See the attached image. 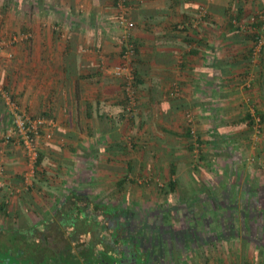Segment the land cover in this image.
Here are the masks:
<instances>
[{
  "label": "crops",
  "instance_id": "0c3cea01",
  "mask_svg": "<svg viewBox=\"0 0 264 264\" xmlns=\"http://www.w3.org/2000/svg\"><path fill=\"white\" fill-rule=\"evenodd\" d=\"M117 3L0 0V84L20 111L54 124L37 178L25 189L26 156L22 147L4 142L12 118L0 98V220L7 221L0 224V255L9 256L0 264H104L103 254L112 264H155L147 253L154 248L125 235L133 214L121 203L155 200L136 189L143 172H161L166 186H177L178 170L200 168L189 167L194 147L187 114L202 145L222 142L229 161L238 140L253 139L260 119L259 146L246 155L261 166L254 173L264 170V48L254 54L261 24L251 22L264 0H126L135 23L130 31L117 22ZM126 43L136 48L127 71L138 101L131 116L124 78L115 74ZM90 166L97 173L93 180L65 177ZM157 181L148 178L144 189ZM14 191L16 200L9 196ZM97 204L123 209L113 231L103 233L102 223L97 229L89 221L98 217ZM121 238L132 239L138 257L123 258ZM175 262L167 264L185 263Z\"/></svg>",
  "mask_w": 264,
  "mask_h": 264
},
{
  "label": "rangeland",
  "instance_id": "374dc122",
  "mask_svg": "<svg viewBox=\"0 0 264 264\" xmlns=\"http://www.w3.org/2000/svg\"><path fill=\"white\" fill-rule=\"evenodd\" d=\"M3 51L4 49L2 50V53ZM2 60H0V64ZM0 86L2 87L1 84ZM0 98L3 100L1 96ZM194 127L196 129L195 124ZM258 131L260 132V129L257 128V125H254V129L252 130L253 139H243V141L242 139L238 140L237 145H234L238 153L233 154L232 158L234 160L231 159L230 161L226 159L227 157L232 156H229L230 149H227V152H225L226 150L223 147L224 145L222 142H220V145H214V147L210 144L209 147L203 146L202 142L205 141H200L197 132L199 140V147L197 148L196 145L198 144L190 134V139L192 140L191 143L194 148L191 149L192 153L188 155V158L193 160V163H191L189 167L193 164H197L200 168H196L194 170L195 172H193L191 169V171L185 170V166H182L185 169H183V172L178 170L180 175L182 174V177L178 180L179 184L175 187L174 192L171 189L172 185L166 186L165 183L168 181V178L165 174H160L161 172L156 174L152 170H148L146 173L143 172L142 175L137 177L139 179L137 180L136 189L140 192H145L146 190L150 191L151 196H154L153 199L155 200L149 202L147 201L148 199H145V201L133 202L131 204L128 202L125 204L121 203L123 209L130 210L132 212L131 214H133L129 215V229H127L125 235L127 237L131 236L135 239L138 238V236L142 237L143 235L147 238V235L143 233V231L145 232L144 225L146 226V223L156 227H163L167 224H174L177 227L182 220L186 221L185 214L190 212H196L198 214L206 213V226L209 222H214L212 227L208 225L210 228L205 229L203 235L200 236V239H198L200 242L205 238L211 240V238H216L217 235L221 236L225 234L224 232H226V230L224 225L228 223L230 225L233 224L234 228H241L243 224L240 221L241 217L243 214L246 215L248 212L250 213L248 209L245 210V207L249 206L252 198L256 199L257 196H264V170L260 175L254 173L255 168L259 172L261 166L257 165V163L256 167L255 165L252 166L251 164H253V162L249 160L252 155H246V152L252 147H255L257 150L260 143ZM51 141L52 140L42 143L40 154L42 149ZM253 143L256 145H253ZM23 156L22 152V159H24ZM77 156L83 159V156ZM153 163L154 158L152 159L151 164ZM86 164H89V162ZM26 171L27 164L25 166L23 178H25ZM37 174L38 171H36L35 178H33L32 182L37 178ZM95 174H97L96 171L90 166L86 170L83 169L81 174L72 170L71 173L65 177L71 183L79 179L87 182L93 180ZM78 175H80L79 177L81 178H78ZM152 177L158 179V181L155 182V184H152V186L144 189L143 185L148 182V178L152 179ZM30 186L27 187L25 185V189H29ZM86 189L90 190V192L92 191V188L88 187ZM244 191H247L250 196H248L247 193L245 194ZM18 195L19 194L15 191L13 196L9 194V196H11L10 198L18 197ZM14 200H16V198ZM201 200L203 203L199 204V201ZM153 212H155V218H151ZM254 213H256L254 217L251 216L249 220L247 219L245 234L242 235L243 237L233 241L214 242L202 248L198 247L196 250L193 248L190 252H180L179 250L174 249V260L171 262L176 261L175 263H178L180 258V263L185 262L184 264H194L196 260L200 264H264V252L260 249L262 245L264 246V213L261 211L258 214L257 210ZM6 222V219L0 220L1 226H5ZM212 228H217V233L212 230ZM244 236L247 238H244ZM248 239L254 241L255 244H249L246 242ZM226 243L230 244L226 245ZM240 244H243L246 248L240 247ZM201 249H205L204 253H199V250ZM9 254H11V251H9ZM1 255L4 256L3 254Z\"/></svg>",
  "mask_w": 264,
  "mask_h": 264
},
{
  "label": "trees",
  "instance_id": "16d2710c",
  "mask_svg": "<svg viewBox=\"0 0 264 264\" xmlns=\"http://www.w3.org/2000/svg\"><path fill=\"white\" fill-rule=\"evenodd\" d=\"M256 24V23H254ZM262 121L264 122V117L262 118ZM42 158L41 155H39V160H38V164L37 167H39V165L41 164ZM175 185L171 186L172 191H175ZM244 193L246 194L247 191H244ZM248 194V193H247ZM248 196H250L248 194ZM262 197V198H261ZM261 197L259 196V198L256 197L252 198V201L250 202L249 206L245 207V210L248 209L250 211V213L248 212V214L244 215L241 217L240 221L243 223L241 228H234L233 224L230 225L229 223L224 225L226 232H224L225 234L218 236L216 238H211V240H208L209 238H205L204 240L202 239V242H200V236L203 235V233L205 232V229H208L210 227H212V224L214 222H209L207 224L210 225V227L206 226V213H202V214H198L196 212H190V213H186L185 214V220H182L180 225L176 227V225H171V224H167L163 227H156L154 225H149L148 223H146L147 225H144V230H145V235L146 236H142L139 239H133V241H135L139 246H144V247H148L150 246V248H154V250H149L147 251L148 253V257H150L151 260V256H152V260H154L155 264H164V262H166V264L168 262H171L173 260V252L174 249L179 250L180 252H190L193 250V248H195V250L200 247H205L207 245H210L211 243L214 242H221V241H233V240H237L240 237H243L242 235L245 234V228H246V224H247V219L249 220V218L251 216H255L256 213H254L256 210L258 211V214L262 211L264 213V196L261 195ZM261 198V199H260ZM258 199V200H257ZM187 203V202H186ZM203 203V201H199V204ZM260 203V204H259ZM239 207V206H238ZM250 207V208H249ZM101 212V214L99 215L98 212ZM252 212V213H251ZM123 214V209L120 208H112L109 205L105 206L102 204H97V218H91L89 221L92 222H96L97 223V229L99 228L98 224L102 223V232L103 233H107L110 230L113 231V228L115 227V225L118 224V222H120V220H122V214ZM101 216V217H100ZM109 217V220H107L105 217ZM111 216V218H110ZM100 217V218H99ZM168 217V216H167ZM99 218V219H98ZM216 222V221H215ZM117 228V227H116ZM212 230H214L216 232L217 228H212ZM213 231V232H214ZM217 233V232H216ZM115 235V234H114ZM112 236L113 239H116V235ZM215 235V233H214ZM103 237V241L106 242L107 241V237L106 234L102 235ZM244 238H247L246 236H244ZM132 239L130 238H121L118 241V244L122 247V254L123 258L125 257H131V258H136L138 257L139 253H141L139 250L136 252L135 250L131 249L132 247L130 246V244H132L133 246H135L136 244L132 241ZM249 244H255L254 241L248 239ZM115 244V243H114ZM256 246V245H255ZM260 249H262V251L264 252V246L262 245L260 247ZM135 252V253H134ZM139 252V253H138ZM107 253V252H106ZM109 255V253H108ZM6 257V256H2L0 255V259ZM165 257V258H164ZM7 259L9 258V256L6 257ZM109 260V261H105V260ZM165 259V260H164ZM104 260V261H103ZM103 260L102 262L104 264H112L114 262V260L112 259V257L107 256L105 254H103ZM121 260H118L117 264H120ZM153 263V262H152ZM89 264H94V262L91 260V262ZM140 264H149L146 263L144 261L140 262Z\"/></svg>",
  "mask_w": 264,
  "mask_h": 264
},
{
  "label": "built area",
  "instance_id": "2783aa9c",
  "mask_svg": "<svg viewBox=\"0 0 264 264\" xmlns=\"http://www.w3.org/2000/svg\"><path fill=\"white\" fill-rule=\"evenodd\" d=\"M117 7L118 24L127 31L134 29L135 23L133 21H130L127 17L126 0H118ZM251 22L253 24H261V27L257 28L256 31L254 29L257 34L254 41V54H257L264 48V9H259L256 12V16L252 17ZM126 45L127 46H125V54L123 57L124 63L122 66L116 69L115 74L119 78H124V92L127 101L126 111L129 115H133L138 102L137 92L135 89V78L132 74L127 73V71L128 64L136 55V48L135 46L129 45V43H126ZM3 47L4 44L0 42V60H2L3 58ZM7 58L12 59L13 54L9 53L7 55ZM0 96L4 100L6 108L12 118V124L4 136V142L6 144H15L22 147L27 160V171L25 173L24 182L25 185L29 187L36 175L37 164L40 155V147L42 143L52 140L53 134L51 131H48V129H52L54 124L47 118L30 116L27 113L20 111L19 106L15 102L13 96L6 92L1 86ZM186 119L188 122L190 134L194 141L198 144L196 145L198 148L199 140L197 137V131L194 127V117L191 114H187ZM260 124V119H257L258 129H260ZM4 187L5 184L3 182H0V189H3Z\"/></svg>",
  "mask_w": 264,
  "mask_h": 264
}]
</instances>
